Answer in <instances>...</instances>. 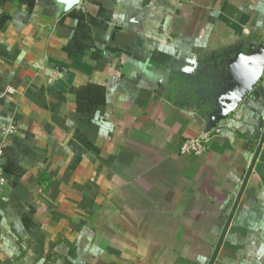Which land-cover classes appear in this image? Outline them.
<instances>
[{"label":"crops","instance_id":"obj_1","mask_svg":"<svg viewBox=\"0 0 264 264\" xmlns=\"http://www.w3.org/2000/svg\"><path fill=\"white\" fill-rule=\"evenodd\" d=\"M261 48L264 0H0V264H208L264 130V56L221 115L224 94ZM214 264H264V145Z\"/></svg>","mask_w":264,"mask_h":264},{"label":"water","instance_id":"obj_2","mask_svg":"<svg viewBox=\"0 0 264 264\" xmlns=\"http://www.w3.org/2000/svg\"><path fill=\"white\" fill-rule=\"evenodd\" d=\"M264 56V49L261 48V49H258V50H255L249 57H248V60L250 62V64L245 67V68H237L235 71H234V74H233V78L235 79L236 81V84L232 89V94L231 95H227L226 93L224 94L225 95V98L228 99V97L230 98V101H225L223 100V103L225 105V107L222 109V111L220 112L221 115H225L227 113V111H230L232 110L234 107H236L240 101V97H238V92L240 91V89H242L243 91H249L252 86H253V83L258 79L259 75H260V68H261V65H260V61L262 59V57ZM264 145V130L262 132V135H261V138L258 142V145H257V148H256V151L254 153V156L252 158V161L250 163V166L248 168V171L246 173V176L243 180V183L241 185V188L239 190V193L236 197V200H235V203L233 205V208L230 212V215L228 217V220H227V223L225 225V228L223 230V233L220 237V240L216 246V249L212 255V258L210 259L209 263L208 264H214L216 258H217V255L219 253V250L222 246V243H223V239L225 237V234L229 228V225L231 223V220L234 216V213L238 207V204H239V201L241 199V196L245 190V187H246V184H247V181L249 179V176L253 170V167L255 165V162L257 160V157L262 149Z\"/></svg>","mask_w":264,"mask_h":264},{"label":"built area","instance_id":"obj_3","mask_svg":"<svg viewBox=\"0 0 264 264\" xmlns=\"http://www.w3.org/2000/svg\"><path fill=\"white\" fill-rule=\"evenodd\" d=\"M15 129L12 125L0 123V195L7 184L4 175L3 156L7 146V138L12 136ZM213 129L206 130L195 137H189L182 140L178 151L180 154L200 155L209 149V144L214 136Z\"/></svg>","mask_w":264,"mask_h":264}]
</instances>
